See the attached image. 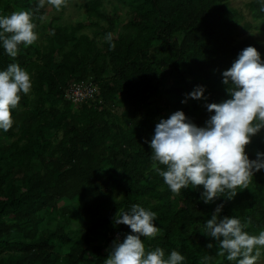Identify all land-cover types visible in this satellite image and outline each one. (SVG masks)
Listing matches in <instances>:
<instances>
[{"label":"trees","instance_id":"obj_1","mask_svg":"<svg viewBox=\"0 0 264 264\" xmlns=\"http://www.w3.org/2000/svg\"><path fill=\"white\" fill-rule=\"evenodd\" d=\"M37 5L0 0V15L30 12L37 36L45 32L15 58L0 48V70L17 63L32 81L12 128L0 130V264H103L116 234L131 232L114 226V215L134 203L157 213L146 249L160 247L165 258L177 250L184 264L205 255L229 264L200 231L219 203L221 216L248 221L250 234L264 229V170L231 199L205 204L202 186L170 191L147 141L177 110L203 126L206 103L228 98L222 72L242 49L254 46L264 59L257 0L247 3L249 19L231 0H87L76 4L86 20L46 25L47 5ZM75 83L87 91L79 102L69 93ZM198 85L203 96L182 103ZM246 151L250 159L264 151V129Z\"/></svg>","mask_w":264,"mask_h":264},{"label":"clouds","instance_id":"obj_2","mask_svg":"<svg viewBox=\"0 0 264 264\" xmlns=\"http://www.w3.org/2000/svg\"><path fill=\"white\" fill-rule=\"evenodd\" d=\"M264 12V0H257ZM59 10L66 0H38ZM32 15L14 11L0 15V48L13 58L19 46L32 45L37 40ZM106 40L112 41L111 34ZM111 47H114L110 43ZM222 83L228 98L221 102L206 103L209 118L197 126L182 110L168 118H160L149 141L154 171L163 178L171 192L198 189L205 204L215 203L220 197L231 199L238 189L248 187L256 172L264 170V151H257L250 159L246 151L252 137L264 129V59L254 46L242 49L231 66L222 72ZM32 88L30 74L17 63H9L0 70V130L9 131L14 123L12 110L16 109L21 94ZM204 86L198 85L186 95L200 99ZM159 165L165 166L161 168ZM223 203L216 204L201 233L218 245V255L229 264H257L264 253V229L250 234L248 221L237 216L223 215ZM157 213L134 203L127 210L117 211L114 226L125 224L131 232L120 241L114 240L103 264H184L185 256L171 250L165 258L160 247L148 250L142 237L155 238L159 231ZM213 242L207 244L211 249ZM199 264H212L210 256L201 257Z\"/></svg>","mask_w":264,"mask_h":264},{"label":"rangeland","instance_id":"obj_3","mask_svg":"<svg viewBox=\"0 0 264 264\" xmlns=\"http://www.w3.org/2000/svg\"><path fill=\"white\" fill-rule=\"evenodd\" d=\"M87 0H73L70 3H65L59 10H57L55 7L51 5H47V14L44 17L43 21L41 22L42 25H46L48 22L54 20L55 18L60 17L61 24H75L77 22V19L80 18L83 20H86V17L83 15L82 10L79 6L76 4H82L86 2ZM251 0H231L232 5L236 8L244 11L245 15L250 18L248 9H247V3ZM110 7V5H109ZM44 33L42 32L37 36V41H43L44 39ZM257 264H264V257L261 256L259 260L257 261Z\"/></svg>","mask_w":264,"mask_h":264},{"label":"built area","instance_id":"obj_4","mask_svg":"<svg viewBox=\"0 0 264 264\" xmlns=\"http://www.w3.org/2000/svg\"><path fill=\"white\" fill-rule=\"evenodd\" d=\"M79 84L81 83H78V84L75 83L71 85V87L69 88L70 96L73 97V100L75 102H79L83 100L84 98H86L87 96V91H85ZM124 238L125 237H123L121 234H116V239H119L120 241H122Z\"/></svg>","mask_w":264,"mask_h":264}]
</instances>
